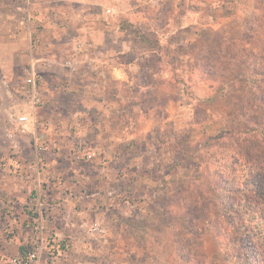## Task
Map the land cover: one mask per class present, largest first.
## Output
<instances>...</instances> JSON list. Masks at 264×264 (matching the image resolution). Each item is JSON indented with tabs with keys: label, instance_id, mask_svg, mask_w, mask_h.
Listing matches in <instances>:
<instances>
[{
	"label": "rangeland",
	"instance_id": "1",
	"mask_svg": "<svg viewBox=\"0 0 264 264\" xmlns=\"http://www.w3.org/2000/svg\"><path fill=\"white\" fill-rule=\"evenodd\" d=\"M52 10H113L111 49L129 43V89L107 84L124 98L123 115L112 117L127 136L113 148L98 152L79 137L49 141L58 129L52 108L64 116L81 107L103 112L89 97L78 100L74 80L58 83L44 66L35 69L54 43L57 22L45 24ZM60 27V42L69 44L62 57L99 54L80 51L79 37ZM143 35L162 42L161 51H146ZM0 62L7 69L0 76V264H24L42 242L44 264L245 261L241 237L218 222L219 195L210 207L204 199L222 176L244 173L247 154L264 171V0H0ZM83 86L95 89L89 79Z\"/></svg>",
	"mask_w": 264,
	"mask_h": 264
},
{
	"label": "crops",
	"instance_id": "2",
	"mask_svg": "<svg viewBox=\"0 0 264 264\" xmlns=\"http://www.w3.org/2000/svg\"><path fill=\"white\" fill-rule=\"evenodd\" d=\"M73 11L75 13L74 16L69 14V16L72 17L66 16L65 10L50 11L49 19L52 15L53 19H50L51 23L45 24L48 27H52L51 24L57 22L54 24L57 31L54 34V43L49 44L50 46L47 48L49 53L37 56L33 65L35 69L36 66H44L48 73L51 74L52 77L50 78H53L58 83H60L61 80H66L67 82L74 80L78 84V88L77 86L75 88L73 87L78 96V100H82L84 97H89L90 99L99 102L103 111L99 115L91 114L88 108L84 109L81 107L78 111L79 113L75 114L73 111V113L68 114V116H64L61 109H59L60 107L52 108L53 112L58 115L56 116L58 119L55 122L57 123L56 128L58 127V129L57 132H52L53 134L49 137V141L50 138H52L53 140L51 141L61 144L62 142L66 143L68 140H76V138L79 137L80 140L84 139L90 141L95 148H99V150L97 149L99 152L104 148V144L109 143L110 147L113 148L112 142L115 141V139H118L120 136H127L126 130L122 127L123 123L120 121V124L118 125V118L113 119L112 117L114 114H120V117L123 115V93L118 91L112 92L107 88V84L108 81L110 83L117 82V84L126 83V87L129 89L128 84L131 80L130 75L132 73L131 69L133 68L134 62H131L128 58L130 48L127 41H122L121 49H119V51H113V49H111L113 35L109 32L112 28L108 26V22L110 24L108 15L113 10H101V14L98 16L91 13V10ZM61 20L64 23H60ZM71 22L73 24L70 26ZM61 24H64L65 29L68 26L69 32L72 31L74 36L79 37V40H81L78 44L80 51H84L86 46H90L93 47L95 51L98 50L99 54L95 56H86L84 53H76L72 55L71 58L62 57V53L59 54L58 52L61 50L64 52V45L66 44L67 46L69 44L61 43L60 41L62 40H59V35H61L62 29L60 27ZM81 38H84L83 41ZM160 44H162V42H160ZM80 56L85 58V60L83 61ZM66 63L74 64V69L76 71H72ZM83 63L86 64L85 69H78V65ZM53 64L55 66H53ZM5 71H7V69H5L4 65L0 62V76H2ZM88 79L95 85V89L92 92H87L86 88L83 86V82ZM47 96L49 97L50 95L47 93ZM109 96H111L113 101L109 99ZM112 105H114V108ZM2 106L3 104L1 103V108ZM114 111L117 113H114ZM78 115H80V117H78ZM71 128H75L76 131H72ZM78 131L80 134L79 136L77 135ZM108 150L110 151L109 154L112 155L113 151L111 152V149H107V151ZM74 174H76V171ZM77 175L78 174L75 175L76 178Z\"/></svg>",
	"mask_w": 264,
	"mask_h": 264
},
{
	"label": "trees",
	"instance_id": "3",
	"mask_svg": "<svg viewBox=\"0 0 264 264\" xmlns=\"http://www.w3.org/2000/svg\"><path fill=\"white\" fill-rule=\"evenodd\" d=\"M140 38L145 43L146 51H161V44L154 45L152 40L144 35ZM135 42L134 40L133 43ZM262 131L264 132V130ZM243 160L244 173H237L238 168H235L232 173L222 176L220 187L215 186V190L209 191L210 196L207 194L204 205L210 207L215 195L218 194L221 206L218 222L228 223L233 236L241 237L240 246L245 250L243 253L245 261L239 259L238 262L240 264H253L249 261L253 255L259 259L257 264H264V171L258 166L256 160L248 154L243 156ZM237 161L240 160L236 158L233 163ZM202 165L203 162L196 167L199 168ZM237 193L241 195L237 196ZM226 194L227 200L224 201L221 195ZM226 218L227 220H225Z\"/></svg>",
	"mask_w": 264,
	"mask_h": 264
},
{
	"label": "built area",
	"instance_id": "4",
	"mask_svg": "<svg viewBox=\"0 0 264 264\" xmlns=\"http://www.w3.org/2000/svg\"><path fill=\"white\" fill-rule=\"evenodd\" d=\"M27 83L29 87L28 95L31 99V108L35 112L37 106L41 103V99L38 95V85L35 80V76L34 75L30 76V78H28L27 80ZM19 121L24 125L30 123L29 116L26 115L20 117ZM94 229L97 230L98 229L97 226ZM43 251H44L43 242L39 244H35V246L26 253L24 264H44L42 257Z\"/></svg>",
	"mask_w": 264,
	"mask_h": 264
}]
</instances>
